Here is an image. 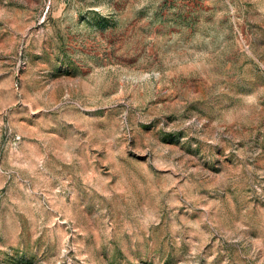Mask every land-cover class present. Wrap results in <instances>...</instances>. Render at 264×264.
<instances>
[{
  "label": "rangeland",
  "instance_id": "374dc122",
  "mask_svg": "<svg viewBox=\"0 0 264 264\" xmlns=\"http://www.w3.org/2000/svg\"><path fill=\"white\" fill-rule=\"evenodd\" d=\"M0 264H264V0H0Z\"/></svg>",
  "mask_w": 264,
  "mask_h": 264
}]
</instances>
